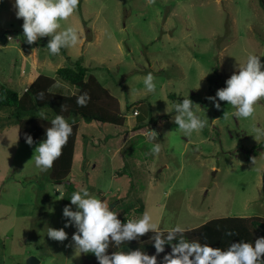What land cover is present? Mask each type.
<instances>
[{"label":"rangeland","instance_id":"rangeland-1","mask_svg":"<svg viewBox=\"0 0 264 264\" xmlns=\"http://www.w3.org/2000/svg\"><path fill=\"white\" fill-rule=\"evenodd\" d=\"M33 52L52 78L79 60L125 121L77 122L67 203L68 184L41 166L43 143L21 142L17 124L0 127V264H81L73 245L83 226L95 216L103 235L128 204L143 206L131 213L140 232L264 218L258 0H0V83L22 94ZM138 125L150 135L132 132Z\"/></svg>","mask_w":264,"mask_h":264},{"label":"trees","instance_id":"trees-1","mask_svg":"<svg viewBox=\"0 0 264 264\" xmlns=\"http://www.w3.org/2000/svg\"><path fill=\"white\" fill-rule=\"evenodd\" d=\"M258 1L264 10V0ZM56 81L74 88L76 93L53 92ZM0 110L8 114L0 117L1 128L8 123L17 124L21 142L43 143L41 166L55 184L67 182L71 173L79 120L113 127H121L125 121L117 99L79 60L72 66L58 68L53 78L39 75L22 94L0 83ZM131 130L142 134L146 127L138 125ZM71 185L67 186L66 203L75 195ZM142 211L140 203L125 205L121 216L111 221L103 235L99 218L95 228L92 227L95 216L90 218L82 231L81 263L264 264L262 217H223L187 230L140 232L132 223L131 213L137 216ZM89 233L94 240L90 259L84 255ZM172 251H187L189 256Z\"/></svg>","mask_w":264,"mask_h":264},{"label":"crops","instance_id":"crops-1","mask_svg":"<svg viewBox=\"0 0 264 264\" xmlns=\"http://www.w3.org/2000/svg\"><path fill=\"white\" fill-rule=\"evenodd\" d=\"M31 64V66H32V69H31V73H29V75H28V77L27 78H25L26 79V89L34 82V80L40 75V73L38 72V65H39V62H38V60H37V58H36V56H35V54H34V52H33V61L30 63ZM23 72V71H22ZM58 84V82H56L55 83V85L53 86V88L52 89H54V91L53 92H55V93H58V94H63V95H67V94H65V93H63L62 92V90H61V86L62 87H66V88H68V90H69V93L68 94H74V93H76V90L74 89V88H72V87H70V86H68L67 84H65V83H61L60 85V89H59V91H57L56 90V85ZM25 89V90H26ZM132 119H133V117L131 118H129V119H127L128 120V123L130 122V121H132ZM132 123V122H131ZM78 124V123H77ZM78 143V139H77V142H76V144ZM121 148H122V145H120L119 146V149L121 150ZM75 154H76V145H75ZM74 158H75V156H74ZM89 165V163H88V161L87 160H85V162L83 163V168H82V170L84 171V169L87 167ZM73 169V168H72ZM72 169H71V171H72ZM116 178H117V176H116ZM65 184H70V183H68V182H65L63 185H65ZM72 184V183H71ZM98 207H99V205H98ZM98 207H97V209H98ZM83 228H84V226H83ZM82 231H83V229H81V235H80V240H78L76 243H74V248L75 247H77V249H78V259H80V261H81V253H80V250H81V241H82ZM82 264V263H81Z\"/></svg>","mask_w":264,"mask_h":264},{"label":"water","instance_id":"water-1","mask_svg":"<svg viewBox=\"0 0 264 264\" xmlns=\"http://www.w3.org/2000/svg\"><path fill=\"white\" fill-rule=\"evenodd\" d=\"M262 187H263V191H264V173H263V176H262ZM28 264H38V261L35 258L30 257L28 259Z\"/></svg>","mask_w":264,"mask_h":264},{"label":"built area","instance_id":"built-area-1","mask_svg":"<svg viewBox=\"0 0 264 264\" xmlns=\"http://www.w3.org/2000/svg\"><path fill=\"white\" fill-rule=\"evenodd\" d=\"M138 115V111H136V110H134L133 112H132V117H136ZM142 135H144V136H146V137H148L149 135H150V132L149 131H146V132H144Z\"/></svg>","mask_w":264,"mask_h":264}]
</instances>
